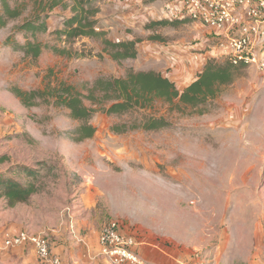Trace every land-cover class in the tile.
Segmentation results:
<instances>
[{
  "label": "rangeland",
  "instance_id": "rangeland-1",
  "mask_svg": "<svg viewBox=\"0 0 264 264\" xmlns=\"http://www.w3.org/2000/svg\"><path fill=\"white\" fill-rule=\"evenodd\" d=\"M8 1L21 15L0 23V194L5 179L39 190L15 206L0 195V264H42L31 243L4 244L21 231L46 236L62 264H81L88 244L102 255L100 236L111 223L134 238L130 249L145 263L154 264L139 248L156 244L176 250L183 264H264V69L243 66L233 83L196 106L143 97L129 110L108 113L115 100L106 96L119 91L100 87L92 97L95 82L165 66L156 59L161 50L147 60L117 59L101 37L60 39L53 31L73 13L61 4L50 10L51 31L35 37L49 46L35 61L20 47L35 38L20 26L52 0ZM196 30L162 26L158 41L191 40ZM210 58L229 61L221 49ZM200 68L185 82L172 81L184 90ZM62 83L96 109L93 137L74 140L80 122L51 96ZM13 88L43 95L27 106ZM150 123L159 126L149 129ZM85 200L95 207L85 209Z\"/></svg>",
  "mask_w": 264,
  "mask_h": 264
},
{
  "label": "trees",
  "instance_id": "trees-1",
  "mask_svg": "<svg viewBox=\"0 0 264 264\" xmlns=\"http://www.w3.org/2000/svg\"><path fill=\"white\" fill-rule=\"evenodd\" d=\"M75 4L64 2V0H52L47 7L44 6L41 11H38L30 19L20 26L21 31H25V36L28 38L36 37L39 32H50L51 28L48 19L51 15L50 10L57 8L63 4L72 9L71 16L64 18L63 27L57 28L53 32L57 33L60 39L72 40L82 36H98L101 32L97 31L99 21L96 19V14L99 11L95 0H75ZM3 6V12H0V23L6 24L9 18H16L21 15L18 9H13L8 0H0ZM91 7L87 8V5ZM94 6H93V5ZM179 20L157 19L151 23L152 27L177 25ZM107 44L114 48L113 57L123 59L126 57H135L134 51L135 42H108ZM25 57H31L33 60H38L43 50L49 46L43 44L38 39L28 40L25 45L20 46ZM54 50L59 53H65L57 47ZM246 64L236 65L230 61L224 63L215 62L209 58L198 78L193 81L184 90L178 89L176 84L168 77L163 76L155 70L134 71L129 72L125 78H115L103 82L98 79L91 90V96L98 88L102 87L105 91H119L116 96L107 94L108 99H113V103L107 109L108 113H121L129 110L132 106L139 105L143 97H161L165 100L176 104L180 103L196 106L199 102L205 100L208 96H215L220 85L231 84L239 75V71ZM13 92L19 96L21 101L29 106L33 103L32 99L40 97L43 92L37 89L25 91L20 88H13ZM55 99V104L66 107L70 111V116L79 121V126L73 131L74 140L80 142L94 136L96 128L90 122L95 108L88 106L85 103L84 96L81 92L75 90L74 86L63 84L59 86L56 93H51ZM95 99V98H94ZM159 124L150 123L147 128H156ZM4 189L1 196L8 200L10 206H15L21 202H27L31 196L39 189L34 183L27 186L20 185L15 180H2ZM1 183V184H2ZM51 250L54 252L52 246Z\"/></svg>",
  "mask_w": 264,
  "mask_h": 264
},
{
  "label": "built area",
  "instance_id": "built-area-1",
  "mask_svg": "<svg viewBox=\"0 0 264 264\" xmlns=\"http://www.w3.org/2000/svg\"><path fill=\"white\" fill-rule=\"evenodd\" d=\"M164 12V19L190 20L207 28L214 39L213 47L223 50L233 64H256L264 69V0H171ZM134 242L133 237L119 231L116 223L108 224L100 236L101 254L117 264H149L131 251ZM26 243L35 246L42 264H62L42 234L21 231L4 242L8 247Z\"/></svg>",
  "mask_w": 264,
  "mask_h": 264
},
{
  "label": "crops",
  "instance_id": "crops-1",
  "mask_svg": "<svg viewBox=\"0 0 264 264\" xmlns=\"http://www.w3.org/2000/svg\"><path fill=\"white\" fill-rule=\"evenodd\" d=\"M169 1L171 0H99V11L95 17L99 21V32L101 33L97 37H101L105 43L107 41L117 43L118 39L120 42H135V57L140 54L141 58L145 57L146 60L148 59L147 54H152L156 51V47L159 48L161 51L156 59L165 66L151 70L158 71L165 76L167 69L172 68L170 71L172 76H166L171 80L174 77L175 82H185L194 73V66H200L198 74L201 73L210 56H214L220 49L213 47L214 39L207 28H202L199 23L190 20L177 22L178 24L173 26L181 25L193 30L198 28L199 30H196L191 40L177 37L172 43L158 41L162 38L158 35L162 26L152 27L151 23L157 19H164L165 5ZM139 34L145 35L143 41H139L137 36ZM105 50H108L106 46ZM196 54L198 58L195 57ZM189 84L191 83L185 86ZM95 205L85 200V209H90ZM75 211L78 212L77 209ZM75 225L79 226L78 229L81 228L80 216L77 217ZM69 244L70 242H67L65 246ZM93 245L98 246L97 240ZM139 250L147 260L154 264H183L184 262L180 253L170 250L165 245L144 244ZM81 253L85 258L81 260V264H110L106 257L99 253L96 254L95 249L90 250L89 244L81 250Z\"/></svg>",
  "mask_w": 264,
  "mask_h": 264
},
{
  "label": "bare ground",
  "instance_id": "bare-ground-1",
  "mask_svg": "<svg viewBox=\"0 0 264 264\" xmlns=\"http://www.w3.org/2000/svg\"><path fill=\"white\" fill-rule=\"evenodd\" d=\"M206 164V163H205ZM203 165V164H202Z\"/></svg>",
  "mask_w": 264,
  "mask_h": 264
}]
</instances>
